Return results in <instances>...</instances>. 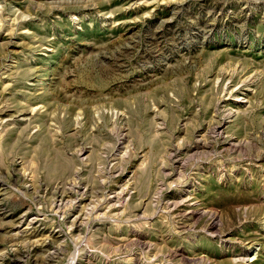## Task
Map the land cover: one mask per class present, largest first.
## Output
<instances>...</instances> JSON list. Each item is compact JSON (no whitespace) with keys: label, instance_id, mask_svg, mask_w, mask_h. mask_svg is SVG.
I'll use <instances>...</instances> for the list:
<instances>
[{"label":"rangeland","instance_id":"1","mask_svg":"<svg viewBox=\"0 0 264 264\" xmlns=\"http://www.w3.org/2000/svg\"><path fill=\"white\" fill-rule=\"evenodd\" d=\"M0 264H264V0H0Z\"/></svg>","mask_w":264,"mask_h":264}]
</instances>
